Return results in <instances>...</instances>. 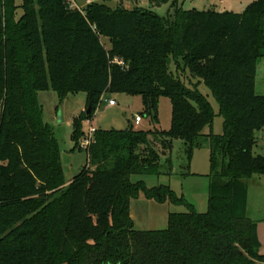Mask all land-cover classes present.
Returning a JSON list of instances; mask_svg holds the SVG:
<instances>
[{"label":"trees","instance_id":"1","mask_svg":"<svg viewBox=\"0 0 264 264\" xmlns=\"http://www.w3.org/2000/svg\"><path fill=\"white\" fill-rule=\"evenodd\" d=\"M19 1L0 0V264H264V223L237 204L248 198L247 181L264 176V157L253 154L264 129V96L256 93L264 0L242 14L149 0L152 8L170 4L166 17L98 1L82 10L68 0ZM202 85L219 104L221 136L206 134L216 114ZM49 91L60 103L86 95V111L73 121L74 150L83 151V125L109 93L141 97L142 116L155 124L160 99H169L171 129L97 130L87 166L67 185L39 101ZM175 140L188 158L209 145L208 212L187 205L169 215L167 229L137 230L131 204L141 196L187 204L168 186L131 181L173 174L161 155Z\"/></svg>","mask_w":264,"mask_h":264},{"label":"rangeland","instance_id":"2","mask_svg":"<svg viewBox=\"0 0 264 264\" xmlns=\"http://www.w3.org/2000/svg\"><path fill=\"white\" fill-rule=\"evenodd\" d=\"M98 1L105 3L115 9L122 6L132 10L143 8L153 10L161 17H166L171 11L170 4L161 7L152 8L149 0H68L72 9H84L88 4ZM255 0H181V7L185 11L197 10L206 12L214 10L218 13L232 12L242 14ZM17 4L20 1L17 0ZM22 15V11H19ZM104 46L110 49L111 45L108 39L102 40ZM199 91L207 97L216 114L212 129H207L206 134L221 136L224 134V119L220 116V107L213 97L211 91L204 85L200 86ZM256 93L258 96H264V59L260 61L256 77ZM116 103L115 107L109 106V101ZM39 101L43 109V120L48 124L58 139L61 146V163L65 175L66 184L80 174L88 164V156L84 151L75 149L72 142L73 121L81 113L86 111V95L79 94L69 96L64 102L60 103L57 94L53 91L43 92L39 95ZM58 107L60 109L58 110ZM143 100L141 97H132L124 94H106L97 110L92 121L85 122L83 131L87 135L91 128L104 131H122L133 127L137 131L159 130L168 132L172 125V104L167 98H162L158 105L159 124H155L151 118L144 117ZM1 114V109H0ZM142 118V123L136 125V117ZM60 117L62 122H60ZM258 144L253 150L255 156L264 157V129L256 134ZM154 146L158 149V143ZM210 148L206 141L193 150L192 156L188 158L185 145L180 140H175L170 152L161 155V164L167 166L168 161L174 167L173 174L156 176L134 175L131 181L134 184L143 182L148 188L159 186L170 187L179 198H183L187 204L179 206L170 205V213H187L191 205L201 214H205L209 209L210 195ZM186 174L182 176L180 174ZM248 198L244 202L238 199V212L245 214L247 218L257 224L264 223V176H255L247 181ZM243 205V206H242ZM242 206V207H241ZM241 207V208H240ZM243 212V213H242ZM145 214L140 213L135 218V227L137 230L144 231L146 227ZM168 226L157 227L158 231L167 229Z\"/></svg>","mask_w":264,"mask_h":264},{"label":"crops","instance_id":"3","mask_svg":"<svg viewBox=\"0 0 264 264\" xmlns=\"http://www.w3.org/2000/svg\"><path fill=\"white\" fill-rule=\"evenodd\" d=\"M71 182L72 181L68 182L67 185ZM170 207V204L160 205L156 202L147 201L143 196H141L139 200L134 201L131 204V217L133 221H135V218L140 213H144L147 226V229L144 231H158L159 229H157V227H159L160 224L161 226H168V219L171 214Z\"/></svg>","mask_w":264,"mask_h":264},{"label":"built area","instance_id":"4","mask_svg":"<svg viewBox=\"0 0 264 264\" xmlns=\"http://www.w3.org/2000/svg\"><path fill=\"white\" fill-rule=\"evenodd\" d=\"M109 106L114 107L116 106V103L112 100L109 101ZM142 123V118L140 116L136 117V121L135 124L136 125H140ZM96 131L94 128H91L88 132V134L86 135V137L81 141L80 143V149L83 150L84 152H86L88 150V148L90 147V145L93 143L94 138H95V134Z\"/></svg>","mask_w":264,"mask_h":264},{"label":"water","instance_id":"5","mask_svg":"<svg viewBox=\"0 0 264 264\" xmlns=\"http://www.w3.org/2000/svg\"><path fill=\"white\" fill-rule=\"evenodd\" d=\"M88 113H89V111H88ZM60 122H62V118L60 117Z\"/></svg>","mask_w":264,"mask_h":264}]
</instances>
